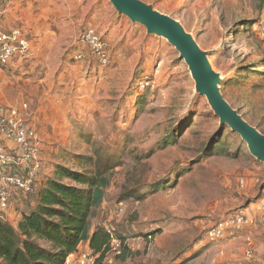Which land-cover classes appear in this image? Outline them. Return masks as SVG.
<instances>
[{
    "label": "rangeland",
    "instance_id": "374dc122",
    "mask_svg": "<svg viewBox=\"0 0 264 264\" xmlns=\"http://www.w3.org/2000/svg\"><path fill=\"white\" fill-rule=\"evenodd\" d=\"M140 1L193 36L220 76L224 99L264 134V5L259 0ZM6 2L0 0V10ZM89 2L92 11L77 20L92 21L89 26L105 40L108 66L91 59L83 25L67 34L57 57L36 70L29 69L31 61L0 65V104L4 110L21 108L28 122L36 117L47 130L45 179L56 178L59 166L94 173L91 159L97 155L121 158L91 220L95 229L121 234L123 246L113 240V251L98 264H264V162L221 123L167 39L149 34L109 0ZM173 133L176 144L162 148ZM137 179L146 198L119 201ZM154 183L165 186L152 191ZM21 209H9L10 221L22 217ZM241 210L248 220L240 227L218 223ZM218 226L221 233L208 238ZM84 246L81 259L89 253Z\"/></svg>",
    "mask_w": 264,
    "mask_h": 264
},
{
    "label": "trees",
    "instance_id": "16d2710c",
    "mask_svg": "<svg viewBox=\"0 0 264 264\" xmlns=\"http://www.w3.org/2000/svg\"><path fill=\"white\" fill-rule=\"evenodd\" d=\"M259 1L263 6L264 0ZM91 59L94 61L92 55ZM176 142L177 136L173 133L160 145L165 148ZM97 157L95 161L91 159L94 173H79L59 166L53 179L44 178L47 173L44 161L45 180L38 183L35 193L25 195L17 191L9 202L11 211L22 207V217L15 221H10L9 217L7 221L0 218V264H66L71 255L72 264H79L77 260L83 253L80 251L83 245L85 252L92 251L96 255L95 264H98L113 251V240L120 241L123 246L121 234L115 235L116 238L114 230L92 226L91 210L103 202L109 186L108 175L122 163L119 156L104 154ZM65 179L89 189L66 185L62 182ZM39 185H45V188L39 189ZM141 186L142 181L135 180L133 187L125 188L119 201L144 200L147 195L138 191ZM160 186L165 184L154 183L150 188L156 191Z\"/></svg>",
    "mask_w": 264,
    "mask_h": 264
},
{
    "label": "built area",
    "instance_id": "2783aa9c",
    "mask_svg": "<svg viewBox=\"0 0 264 264\" xmlns=\"http://www.w3.org/2000/svg\"><path fill=\"white\" fill-rule=\"evenodd\" d=\"M82 41L101 67L108 66V45L96 29H87ZM16 58L31 60L30 39L20 29L0 31V65L9 64ZM4 108H0L3 110L0 111V218L3 219L8 215L9 202L16 192L34 194L44 176L43 139L23 117L21 108ZM245 220L248 219L241 210L218 223H223L222 227H238L247 223ZM219 227L213 228L208 238L214 240L221 233ZM72 257H68L66 264H72ZM96 259V255L89 251L82 259L80 257L78 263L95 264Z\"/></svg>",
    "mask_w": 264,
    "mask_h": 264
},
{
    "label": "water",
    "instance_id": "95a60500",
    "mask_svg": "<svg viewBox=\"0 0 264 264\" xmlns=\"http://www.w3.org/2000/svg\"><path fill=\"white\" fill-rule=\"evenodd\" d=\"M109 1L120 14L134 23L144 25L149 34L167 39L178 50L196 82L197 92L207 98L221 123L227 124L239 134L248 144L251 153L264 162V134L245 121L224 99L219 88L220 76L213 71L208 54L200 48L193 36L175 19L140 0Z\"/></svg>",
    "mask_w": 264,
    "mask_h": 264
},
{
    "label": "crops",
    "instance_id": "0c3cea01",
    "mask_svg": "<svg viewBox=\"0 0 264 264\" xmlns=\"http://www.w3.org/2000/svg\"><path fill=\"white\" fill-rule=\"evenodd\" d=\"M7 2V5L5 3L7 8L1 6L0 10V31L20 29L30 39L32 57L30 70H36L39 65L49 61L50 58L57 57L63 47V41L69 40L67 34H70L72 29L76 34V28L83 25L86 26L85 31L89 29L88 27L92 28L89 26L92 21L81 24L82 21L77 20L78 16L82 18L85 12L92 11L91 6L89 7L91 3L89 0H7ZM88 7L89 9L86 10ZM12 62H10L12 66L15 64L16 66L27 65L20 58H16ZM33 64H35L34 68ZM48 66L49 64L44 67L46 79L50 77L48 76ZM21 69L24 71L25 68ZM57 97L54 96L55 101ZM65 103L69 105V102L65 101ZM2 104L4 103L2 102ZM1 107L3 106L0 104ZM30 123L42 139L50 137L47 130L36 121V117L35 120L34 118L32 121L30 120ZM3 220L7 221L8 216Z\"/></svg>",
    "mask_w": 264,
    "mask_h": 264
},
{
    "label": "bare ground",
    "instance_id": "6f19581e",
    "mask_svg": "<svg viewBox=\"0 0 264 264\" xmlns=\"http://www.w3.org/2000/svg\"><path fill=\"white\" fill-rule=\"evenodd\" d=\"M1 215V214H0ZM2 219V218H1Z\"/></svg>",
    "mask_w": 264,
    "mask_h": 264
}]
</instances>
